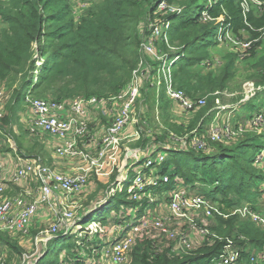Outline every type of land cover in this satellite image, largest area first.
<instances>
[{
    "label": "trees",
    "instance_id": "trees-1",
    "mask_svg": "<svg viewBox=\"0 0 264 264\" xmlns=\"http://www.w3.org/2000/svg\"><path fill=\"white\" fill-rule=\"evenodd\" d=\"M162 1L171 4L174 0H97L78 16L70 0L0 1V84L9 81L16 85L0 116L1 140L13 139L18 149L22 147L14 127L19 126L20 101L28 96L57 103L91 97L109 99L130 82L141 61L150 68V77H153L158 63L144 55L142 45L151 35L149 26L155 15L171 24L157 39L155 48L158 54L166 55L168 64L173 62L170 76L174 87L192 100L207 98L203 108L192 112L194 118L186 133L198 128L199 120L215 107L217 97L214 94L227 90L236 73L238 57L235 53L223 56V64L214 68L212 54L220 47L219 36L228 32L242 39L246 35L251 41L259 39L264 30V0H257L262 5L259 7L258 2L248 0L247 12L241 7L242 0H180L178 14L156 12ZM203 13L208 21L202 20ZM219 30H222L220 34ZM34 45H37L35 50ZM257 46L250 44V52ZM36 56L42 59L41 67H36ZM258 76L264 83V59L258 67ZM150 81L146 86L150 87ZM144 91L141 95L146 96ZM158 101L161 116L167 117L172 101L164 93ZM258 138L261 137L247 135L230 146H216L209 141L207 149L208 145L211 149L205 152L176 151L168 141L165 146L157 143L159 151L169 152L161 165L160 175H167L172 183L181 180L186 189L200 190L223 214L228 215L245 205L259 212L264 174L255 164L259 152L252 154L253 148H262L256 143ZM155 139L157 142L158 138ZM148 142L149 139H142L136 146L152 143ZM162 188L159 191L171 189L169 185ZM152 195L158 196L154 192ZM111 199L118 200L119 211L124 206L127 209L135 207L128 200L126 190L107 200V204ZM235 217L226 221L216 217L212 230L217 239L211 245L204 243L187 254L174 255L168 250L152 252L151 244L144 242L134 248L130 264H210L222 254L227 239L241 250V264H264L262 258L250 261L255 252H264V229ZM109 218L101 220L105 223ZM61 237L49 241L46 248ZM94 242L83 243L77 251L72 249L78 246L64 243L61 245V250L65 251L62 260L57 254L55 259L44 262L46 251L35 264H83L79 255L82 251L89 253L90 246L99 241ZM17 243L0 233V244L10 250L8 261L13 255L21 254ZM94 259L97 262V257Z\"/></svg>",
    "mask_w": 264,
    "mask_h": 264
},
{
    "label": "built area",
    "instance_id": "built-area-1",
    "mask_svg": "<svg viewBox=\"0 0 264 264\" xmlns=\"http://www.w3.org/2000/svg\"><path fill=\"white\" fill-rule=\"evenodd\" d=\"M251 2L256 3L257 0H251ZM241 7L247 12L248 0H242ZM156 12L178 14L180 13V8L177 5L162 1L159 3ZM202 20H209L204 13L202 14ZM149 28L151 35L142 45L143 53L151 61L162 63L160 71L163 75L165 96L183 114H191L203 108L206 105L205 97L192 100L184 92L174 87L170 76V67L173 62L168 64L166 55L158 54V51H156L155 42L161 37V33L163 34L165 30L170 28V22L162 19L158 24H150ZM221 31L219 30L218 34ZM226 39L232 43H239L241 49L246 50L250 47V43H242L239 39L235 41L228 32L219 36L218 40L226 42ZM229 41L227 42L230 43ZM142 62L139 63L138 68L132 73L130 82L114 97L109 99L91 97L89 99H75L57 103L44 98L31 99L26 97L28 99H25V102H27V108L32 115L31 125L33 130L43 132L60 141L54 151L56 157L76 160L79 163L81 162L84 168L78 174L65 175L57 173L52 167L38 158H18L15 169L9 177H6L4 162L0 156V233L28 239L35 215L45 208L51 212L52 223L45 232V236L43 238L40 236L41 239L39 241L35 240L34 243L43 242L46 244L58 236H71L81 242L78 239V236H80L85 239L80 243L79 247H81L83 243L93 244L97 237L102 238V235H107L106 228L97 221L91 222V224L88 223L86 227L81 226L80 222L84 220L85 215L78 217L72 206L61 205L59 209H56L52 198L54 193H62L68 197L81 193L88 182L90 172H98L99 168L105 167L108 162L112 164L116 161V157L121 154L119 151L121 135L128 126L135 124L136 103L141 96L145 81L152 79L149 72L150 68L145 64L143 65ZM154 69L155 72H159V69ZM161 84L160 81H150L151 87L160 86ZM244 92L250 98H254L258 93L264 92V85L257 86L254 83H247L245 84ZM215 105L219 111L229 109L220 105L218 98L215 99ZM102 106L111 109L112 115L110 120L108 119V123L103 125L100 130L99 138L95 140L89 129L90 121L87 113L90 109H99ZM66 111L71 113V118H63L61 116ZM249 126L257 130L259 134L264 131V105L260 111L253 114ZM231 129V126L219 127V124L213 123L206 132L207 139L211 142H217L221 138H230L229 134L234 133L241 136L244 132L241 127L237 131L235 129L232 131ZM191 135V142L184 146H189L199 151L207 149V143L197 138V130L193 131ZM140 140L141 137H139V131H137L136 137H131L129 142ZM87 143L92 145V151L83 146V144L86 145ZM157 147L156 144H152L147 149L141 162H138L135 157L136 161L127 171L126 177L117 180V189H111L103 201L86 211V213L96 211L98 207L105 206L109 198L122 193L124 190L128 193V199L133 202L137 200L138 194H142L145 198L142 200L141 207H134L138 208L134 214V209L131 208L125 212L119 211L115 217L114 215L110 216V219L113 217L117 220L114 223L115 228L111 230L112 235L110 237L106 236L109 237L108 241L97 242L98 244L90 246V252L87 253V259L85 260V262L87 261L86 264H95L94 257L101 259L102 256L104 260H110L114 264H130L131 253L134 248L144 242L151 244L150 249L152 252L160 253L163 250H168L173 254L177 253V251L187 254L201 247L204 243L211 245L217 239L216 234L212 230L214 226L212 217L214 215L222 219L237 216L242 220L251 221L264 229V215L253 211L249 206L237 208L228 215L223 214L210 199L199 192L200 190L189 191L190 189L179 186V184L183 185L181 180H175L172 183L167 175L157 174V169L164 162L163 155H159L164 152H160ZM152 155H154L153 159L151 158ZM262 159H264V149L257 155L255 164L259 166L262 163ZM146 175H149L147 179L145 178ZM28 180L33 181L38 186V195L35 198L33 197L34 199L28 200L27 197L30 194L18 195L13 198L3 197L9 183H21ZM163 185L171 187V189H164L160 193L167 200L165 206L168 211L167 217L173 219L175 223L185 226L187 228L185 232L166 226L160 216H153L149 213L152 209L151 207L156 206L158 201V198L153 196L152 193L154 192L155 195L159 188L163 189ZM64 200L69 202L67 198ZM159 205L160 203L156 207H159ZM192 210L198 213V221L190 216L189 212ZM163 241L167 243L164 246L160 245ZM78 244L76 243V245ZM171 244H175L176 247ZM83 253L85 252L82 251L81 254ZM241 254V250L234 242L227 239L223 246L222 254L213 259L210 264H241ZM261 258L264 259V254H261ZM257 259L254 255L250 261L255 262ZM26 262L27 258L24 257L22 264ZM0 264H9L1 250Z\"/></svg>",
    "mask_w": 264,
    "mask_h": 264
},
{
    "label": "rangeland",
    "instance_id": "rangeland-1",
    "mask_svg": "<svg viewBox=\"0 0 264 264\" xmlns=\"http://www.w3.org/2000/svg\"><path fill=\"white\" fill-rule=\"evenodd\" d=\"M0 1L4 2L6 0H0ZM179 1L180 0H174L172 1L171 5L179 6L180 5ZM70 2H71V6L73 7L74 14L78 16L84 11H86L89 7H91L95 2H97V0H70ZM199 4L202 5V2L200 1ZM259 6H262V5H260V3L258 2V7ZM194 10L195 12H197V7L194 8ZM161 19H162L161 16L155 15L152 22L154 24H158ZM140 27H142V22L140 24ZM249 38L247 35L243 37V39L238 38V36H233V39H235V41L236 39H239V41L242 43H250L252 45L258 44L257 48H255L253 52H250L252 48L251 49L248 48L249 51H247V49L246 50L241 49L240 48L241 45L239 43L237 42L232 43L231 41L226 39V42L224 41L220 42V47L215 49L214 54H212V57L214 58V63H215L214 68H218L223 64V61H224L223 56H225L226 54L235 53L237 54V57H238V61L236 62V73L234 74V79L229 83V87L231 89H229L228 87L227 90H225L224 92L217 93V95L214 94V97H217L219 99V102L222 101L220 105L222 106L226 105L227 108L233 109L230 112H224V113H227V116L224 118V120H222L221 118L222 122L219 125V127L231 126L232 131H234V129L237 131L241 127L244 132L246 131V133L242 134L241 136H238L232 133L228 135L230 138L228 139L226 137L221 138L220 141L213 142V143H216L215 144L216 146L219 144H225V146H230V145L237 144L239 141H242L243 138L247 135L260 136L261 138H258L256 143L258 145H261L262 148L252 149V154L256 155L258 152H261L264 149V131H262L259 134L257 130L249 126L250 121L246 120L247 119L246 116L249 115L250 113H256L261 110V108L264 105V92L258 93L257 96L254 98H250L244 92V89H245V84L247 83H254L257 86L258 84L261 85L262 83L261 78L258 76V67L259 65H261V62L264 59V30L261 31L260 38L257 39L256 41H251ZM227 41H229L230 43H228ZM36 47L37 45H34V50L36 49ZM35 59L37 60L36 67H41L42 59L40 58V56L38 57L36 56ZM161 66H162V63H158L156 70L159 69V72H155L151 80L155 82L160 81L162 84L160 86H155V87L150 86L151 88L144 91V92H147V95L140 96L135 106V112H136L135 119L136 120H135L134 126H136L137 131H142L141 133L148 131L151 134L152 139L158 138L157 139L158 145L165 146L167 145L166 141H168L174 146L175 150L178 149V150L185 151V152L189 150L194 151V152H203L204 150L199 151V150H194L189 146L188 147L184 146V145H188L191 142L190 133L192 131L189 133H186V132H188V126L190 125L189 122L193 120L195 113L182 116L181 112H177L178 107L172 104L169 111H176L177 114L173 113L172 115H168L167 117H164V115H162L163 116L162 117L160 114V111L157 112L155 110L156 104L152 105L153 102L152 101L150 102L151 98L155 96L159 97L160 95L164 93L165 87L163 83V75L160 71ZM207 71L208 70L204 69V72H207ZM251 78H255V79H251ZM256 81H259L258 84H256ZM14 88H16V85L11 84L9 81L8 82L6 81L0 84V116H1V113L4 112L5 104L9 102L11 98V94ZM29 89L30 87H28L26 93L29 92ZM28 97L31 99H40V98H36L33 96L32 97L28 96ZM25 99H28V98H25ZM25 99L20 101L21 114L20 112L18 113L19 126L14 127L15 136L18 137V143L22 145L23 147L31 145L32 140L36 141L37 138H40V135H41L40 132H37V131L33 132L32 125H30V116L28 115V112H26L25 110L27 108V102H25ZM149 102H150V105H149ZM239 105L240 107L237 108ZM143 106L149 107V110L153 114L152 113L150 114L149 112H146L145 114L141 113L143 110L142 109ZM139 108H141L140 113H139ZM217 110H218L217 106L215 105V107H213V109L209 112V115L202 118L203 119L202 123L201 124L200 122L198 123L200 126L199 125L197 126L199 127V133H197V138L200 141H204L205 143H208L206 126H204V123H206V121ZM108 121H109L108 119L105 121H101V124L105 125ZM89 129H90V125H89ZM147 139L150 140V138H147ZM16 142H17L16 140L10 139V143H8L7 141L1 140V137H0V149L3 151H6V149H11V148L18 149ZM137 142H132L129 145L120 146L119 151L121 154L118 157H116V161L113 162L111 164L112 166L109 167L108 169L102 166L101 168H99L98 172H94V171L90 172L88 182L81 193L70 196V197L62 193H54L52 199H53V204L55 208L59 209L61 205L69 206V207L72 206L74 207V211L77 213L78 217H82L84 215L86 216L90 214L88 216V220L86 221L82 220L80 222V225L83 227H86L88 223L91 224V222H95V221H101V223H104V221H102L101 219L108 218L109 214L114 215L115 217V215L118 214V212L116 211H119V204H118L117 199H111L109 203L104 206V208L97 209L96 211L92 213H86V211L91 209L92 208L91 206L97 205L100 201H103L104 198H106L107 196L106 194H108L111 191V189H117L116 188L117 180L126 177L127 171L129 170L131 165L136 161V158L138 162L142 161L143 156H141L138 153L135 154L132 151L131 152L128 151L127 154L125 155L124 150L126 148L135 149ZM210 147L211 146L208 145V150L211 149ZM159 155H163L164 160H165L168 157L169 152L167 153L164 152ZM81 166L84 168L83 164H81ZM259 167L261 168L262 174H264V159H262V163L259 165ZM259 167L256 166V168H259ZM161 171H162V167L160 166L159 169H157V174H160ZM148 177L149 175H146L145 178L147 179ZM179 186L183 187V185L181 184H179ZM196 187H198V185ZM262 191L263 192L261 193V195L263 196H261L259 206L262 207V209H264V190ZM161 192L163 191L157 190L155 192V194H158L157 205L160 203L159 207H156L157 205L151 207L152 209L149 213L153 216L154 215L160 216V218L164 220L166 226H170L173 229H176L177 231H180V232L187 231V228L185 226L175 223L173 219H169V217H167V214L165 215L161 214L162 211H164L163 209H166L165 206L167 204L166 197L162 196L163 194H160ZM65 198H67L69 202H65L64 200ZM143 199H145L144 196L142 194H138L137 200H135V202L132 201V204L135 206L141 207V203ZM132 209H134L133 210V214H134L136 212V209L138 208H132ZM46 210L48 211L47 214L49 215V219L47 221L42 220L41 226L35 230H32L31 229L32 227H30V235L28 239L17 238V236H12L11 234L6 233V235H8L9 237L11 236L13 240H16L17 242H21V243H17L18 247L21 248V254H15V256H13L11 259L12 262L8 261L10 264H22V260L24 257L27 258V262L25 264H35L36 261L39 258H41L42 255H44L46 251H47V256L44 262H49L55 259L57 254L59 255V259L62 260V258L65 255V251L61 250V245L64 243H68L67 245H69L70 243V245L78 246V248L73 247L72 250L74 251L79 250L80 243H82V240H85L83 237L81 238L80 236H78V239L81 240V242H78L77 239L71 236H65V237L62 236L61 239H59L58 241L54 243L51 242L48 248H46L47 246L43 245L44 243H34L37 233H39L41 238H43L45 236V232L47 231L49 225L52 223L51 212L48 209ZM111 211H114V212H111ZM120 211L121 212L127 211V207L125 206L121 207ZM189 214L191 217H194L198 221L199 216L197 212H194L192 210L189 212ZM216 217L219 218V216L217 215H214L212 217V220L214 223H216ZM235 218H238L239 220H241V222L248 221V220H242L237 216ZM227 219H223V220L226 221ZM103 227L107 229L106 230L107 236L110 237L112 235L111 230L115 228V224L114 223L104 224ZM99 229L101 228L99 227ZM76 243H79V244L76 245ZM161 244L164 246L167 243L163 241V243H160V245ZM171 245H174V247H176L175 244H171ZM102 246H104V244H102ZM0 250L3 252L4 255H7V258H8L9 256L8 251L4 249L3 247H0ZM79 258L83 261V264H84L85 260L87 259V253H83L79 255ZM96 263L114 264L110 260H104L103 256L101 259L98 258L95 264Z\"/></svg>",
    "mask_w": 264,
    "mask_h": 264
},
{
    "label": "crops",
    "instance_id": "crops-1",
    "mask_svg": "<svg viewBox=\"0 0 264 264\" xmlns=\"http://www.w3.org/2000/svg\"><path fill=\"white\" fill-rule=\"evenodd\" d=\"M146 83L149 85V79L145 81L143 90H148L150 88V87L146 86ZM261 85H264V83H261ZM158 99H159V97L155 96V97L151 98V101L156 104L155 105V110L157 112L160 111V114H161L160 105H159V103L158 104L156 103V102H159ZM221 103H222V101H220V104ZM239 107H240V105L237 108H239ZM27 109L28 108H26L25 110H26V112H28V115L30 116V125H31V123H32V115H31L29 109L28 110ZM140 109L141 108H139V113H140ZM142 109L143 110H142L141 113H143V114H145L146 112H149L150 114L152 113L149 110V107H147V106H143ZM89 111H91V112H89ZM89 111L87 113V116L89 115L90 131L93 134L94 139L96 140V139L99 138L100 130L102 129V127L104 125V124H101V121H105L107 119L110 120V117L112 115V111H111V109H108L106 106L105 107L102 106L99 109H90ZM230 111H231V109L230 110L228 109V110H225V111H219V110L215 111V113L206 121V123H204V126H206V132L209 130V127L213 123H217V124L220 125L221 122H222L221 118H222V120H224V118L227 116V113H224V112H230ZM177 112H180V110L177 109ZM177 112L168 110V115H172L173 113L177 114ZM20 114H21V112H20ZM253 114L254 113H250L249 115H247L246 116L247 117L246 120L250 121L252 116H253ZM181 115L184 116V115H189V114L181 113ZM208 115L209 114H207V116ZM230 115H231V113H230ZM61 116L63 118H71L72 117V115H71V113L69 111H66V112L62 113ZM201 120L203 121V119H201ZM201 120H200V124L202 123ZM195 130H197V133H199V127L196 128ZM195 130H193V131H195ZM34 131L35 130H33V132ZM193 131L190 133V135L193 133ZM37 132H39V131H37ZM136 132H137L136 126H134V125L128 126L126 128V131H124L122 133V135H121V146H125V145L131 144L132 142H129V140L133 136L136 137ZM141 132L142 131H139V137H141L143 139L144 138H150L148 143H150V142H152V143L147 144V146H145V147H142L141 145L140 146H135V149L126 148L124 150L125 151V155L127 154L128 151H130V152L132 151L133 153H135V154L138 153V154H140L141 156L144 157L145 154H146L147 149L149 148V146H151L152 144H157L156 139L153 140L151 134L148 131L144 132V133H141ZM40 133H41L40 138H37L36 141H33L31 139L32 140V144L29 145V146H25V147L22 146L20 149L11 148V149H9V151H3V150L0 149V156L2 157L3 162H4V173H5L6 177H9L11 175V173L13 172V170L15 169L18 158H30V159H34V158L37 159L38 158V159L42 160L44 163H46L48 166L52 167V169H54L57 173H61V174H65V175H75V174L80 173V170H82V168H83L81 166V162L79 163L78 161L73 160V159H68V158H62L61 159V158L56 157L54 151H55L56 147L59 145L60 141L55 139V138H53V137H51V136H49V135H47V134H45V133H43V132H40ZM245 133H246V131L243 132V134H245ZM7 142L10 143V140H7ZM133 142H137V141H133ZM154 142H156V143H154ZM208 142H209V140H208ZM83 146L88 148L90 151L93 150L92 149V145H90V143H87L86 145L83 144ZM207 150L208 149H205L203 152H205ZM176 151H181V150L177 149ZM257 155H256V157H257ZM122 163H123V161H122ZM111 166H112L111 163L108 162L105 165V168L108 169ZM258 169H261V168L259 167ZM25 194H30V196L27 197L28 200L34 199L38 195V186L31 180L23 181L21 183H14V184H10L9 183L7 185V189H6L3 197L4 198H13V197H16L18 195H25ZM163 210L164 211H162L161 214H163V215L167 214V212H168L167 208L163 209ZM47 212L48 211L46 209H42L41 211H39L35 215V217H34V219L32 221V228H31L32 230H35V229L39 228L41 226L42 220L47 221L49 219V215L47 214ZM111 212H114V211H111ZM259 212L264 215V209H261ZM97 222L101 223V221H97ZM112 223H116V220L115 221H114V219L110 220V218H109V219H107V221L105 223H101V225L103 226L104 224H112ZM102 236H103L102 238L97 237V240L99 242L108 241L109 240V237H106L107 235H102ZM17 238H21V237L17 236ZM39 239H41V238H40L39 233H37L35 240L39 241ZM18 243H21V242H18ZM41 243H43V242H41ZM47 243L46 244L44 243L43 245L47 246ZM165 243H166V241H165ZM0 247H3L4 249H6L8 251V253H10V250L8 249L7 246H2L0 244ZM181 254H183V252L177 251V253H175L174 255H181ZM261 254H264V252H255L254 253V255L258 259L261 258ZM5 257H6V260L8 262L7 255H5ZM10 262H12V260Z\"/></svg>",
    "mask_w": 264,
    "mask_h": 264
}]
</instances>
